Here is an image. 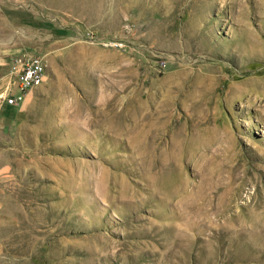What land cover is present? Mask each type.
Wrapping results in <instances>:
<instances>
[{
	"label": "rangeland",
	"instance_id": "obj_1",
	"mask_svg": "<svg viewBox=\"0 0 264 264\" xmlns=\"http://www.w3.org/2000/svg\"><path fill=\"white\" fill-rule=\"evenodd\" d=\"M26 55L0 264H264V0H0Z\"/></svg>",
	"mask_w": 264,
	"mask_h": 264
},
{
	"label": "built area",
	"instance_id": "obj_2",
	"mask_svg": "<svg viewBox=\"0 0 264 264\" xmlns=\"http://www.w3.org/2000/svg\"><path fill=\"white\" fill-rule=\"evenodd\" d=\"M11 74L17 95L6 97L4 102L9 106L19 107L26 96L36 85H41L46 76V63L40 56H20L12 60Z\"/></svg>",
	"mask_w": 264,
	"mask_h": 264
},
{
	"label": "crops",
	"instance_id": "obj_3",
	"mask_svg": "<svg viewBox=\"0 0 264 264\" xmlns=\"http://www.w3.org/2000/svg\"><path fill=\"white\" fill-rule=\"evenodd\" d=\"M5 68L0 66V131L12 128L20 118L18 107L9 106L4 102L6 97L17 95L13 86L14 77L9 75L10 69Z\"/></svg>",
	"mask_w": 264,
	"mask_h": 264
},
{
	"label": "bare ground",
	"instance_id": "obj_4",
	"mask_svg": "<svg viewBox=\"0 0 264 264\" xmlns=\"http://www.w3.org/2000/svg\"><path fill=\"white\" fill-rule=\"evenodd\" d=\"M38 86H40V85H36V87H38Z\"/></svg>",
	"mask_w": 264,
	"mask_h": 264
}]
</instances>
